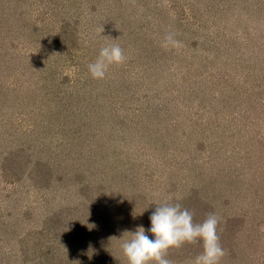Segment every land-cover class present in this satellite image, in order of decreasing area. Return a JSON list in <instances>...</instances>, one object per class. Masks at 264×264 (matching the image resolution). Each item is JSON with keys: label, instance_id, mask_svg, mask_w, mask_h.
<instances>
[{"label": "rangeland", "instance_id": "374dc122", "mask_svg": "<svg viewBox=\"0 0 264 264\" xmlns=\"http://www.w3.org/2000/svg\"><path fill=\"white\" fill-rule=\"evenodd\" d=\"M164 202L264 264V0H0V264H127Z\"/></svg>", "mask_w": 264, "mask_h": 264}, {"label": "clouds", "instance_id": "9594fccd", "mask_svg": "<svg viewBox=\"0 0 264 264\" xmlns=\"http://www.w3.org/2000/svg\"><path fill=\"white\" fill-rule=\"evenodd\" d=\"M180 41L169 33L162 47H179ZM126 56L119 44L100 48L96 59L89 63L88 73L93 79L105 78L110 66L121 64ZM150 226H138L126 230L128 238L121 243V251L127 264H173L167 258L170 248L200 242L202 251L190 264H220L225 249L220 244L217 227L220 222L215 214H209L202 222H193V213L180 203L164 202L155 206L149 216Z\"/></svg>", "mask_w": 264, "mask_h": 264}]
</instances>
